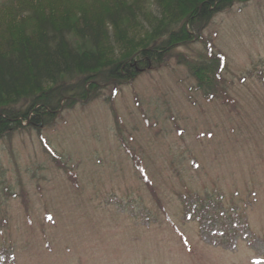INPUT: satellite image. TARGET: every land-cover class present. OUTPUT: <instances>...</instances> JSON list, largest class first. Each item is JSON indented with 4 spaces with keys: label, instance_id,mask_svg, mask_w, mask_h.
Returning a JSON list of instances; mask_svg holds the SVG:
<instances>
[{
    "label": "rangeland",
    "instance_id": "374dc122",
    "mask_svg": "<svg viewBox=\"0 0 264 264\" xmlns=\"http://www.w3.org/2000/svg\"><path fill=\"white\" fill-rule=\"evenodd\" d=\"M6 15L0 41L22 23ZM199 37L0 139V264H264V0L216 13ZM206 43L235 110L196 89Z\"/></svg>",
    "mask_w": 264,
    "mask_h": 264
},
{
    "label": "trees",
    "instance_id": "16d2710c",
    "mask_svg": "<svg viewBox=\"0 0 264 264\" xmlns=\"http://www.w3.org/2000/svg\"><path fill=\"white\" fill-rule=\"evenodd\" d=\"M34 1L0 4V14H7L2 22L10 26L12 17L22 22L0 41V139L25 128L24 123L39 131L63 105L71 109L97 98L101 84L134 81L160 67L175 48L201 39L200 30L216 13L250 0H154L150 11L142 0H79L78 7L71 4L76 0H43L45 8ZM206 52L190 69L196 89L207 102L224 98L235 110L223 86L225 56L207 43ZM125 149L160 205L139 159Z\"/></svg>",
    "mask_w": 264,
    "mask_h": 264
}]
</instances>
